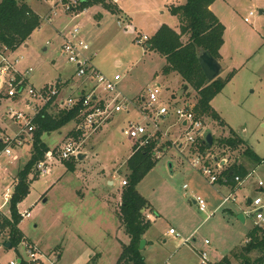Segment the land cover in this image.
I'll return each mask as SVG.
<instances>
[{"label":"rangeland","instance_id":"374dc122","mask_svg":"<svg viewBox=\"0 0 264 264\" xmlns=\"http://www.w3.org/2000/svg\"><path fill=\"white\" fill-rule=\"evenodd\" d=\"M185 1L146 0L136 9L129 0L126 5L129 10H133V20L140 28V37L143 34L150 36L157 27V22L178 33V20L170 14L169 7H176ZM27 4L40 15L42 23L28 41L11 53V58H18L21 62L19 70L32 68L33 72L28 79L30 85L37 89L43 85L55 84L58 79H62V82L70 79V87L75 83H84L85 89L90 90L95 83L75 75V67L62 54L63 41H54L51 35L50 29L55 26L60 28L65 38L74 24L82 28L74 14L70 15L58 9V13L49 22L45 18L49 8L44 3L41 5L37 0H27ZM211 11L225 28L219 75L225 78L235 70V76L211 101L213 110L220 115L223 127L207 117H202V121L205 132L213 129V136L222 138L223 134L233 131L245 147L224 151V147L217 142L216 147L214 145L200 151L216 157V161L224 159L229 167L235 163H245L241 156L245 148L253 150L259 158L264 157V0H215ZM249 12H253V15L248 18ZM245 18H248V23L243 21ZM138 33L122 34L120 30L115 36L116 41H113L115 49L107 42L106 35L98 38L94 36L95 33L90 35L96 44L92 47V52H95L92 65L106 79L113 78L114 74L122 77L124 94L120 93V98L129 101L126 110L113 115L101 130L86 132L82 138L76 140L78 149L85 158L78 160L75 157L68 161L73 163L74 172L68 171L62 162L53 163L49 160V174L38 175L35 179L32 175L29 176V193L17 206L18 214L26 211L30 213L28 218L21 220L19 231L55 264H115L122 244H128V236L121 228L115 209L119 208L121 202V193H118L122 188L120 182L126 180L129 174L125 163L136 142L128 136L130 124L145 126L147 122L149 133L161 132H158L160 143L159 147L156 143L153 156L157 158L156 153H159L155 167L136 187L137 192L145 200H149L160 215L155 217L154 214L151 217V224L142 235L141 241L147 243L140 250L145 264H199L198 257L202 251L207 252L211 264L219 263L221 258L212 255L209 252L211 249L218 250V253L223 254L222 257L231 250L236 256L247 244L248 234L255 226V217L246 216L251 210L246 199L253 200L259 196L264 202V193L259 194L257 189L258 181L264 182V165L260 164L261 167L256 165L258 168L253 175L235 191V205L225 204L209 220L206 219V214L198 211L193 204L195 197L206 201L209 213L218 206L220 197L228 194V189L222 186L223 190H218L219 185H210L191 167L189 162L193 152L185 144L184 129L178 124L174 113H168L163 120L156 119L154 127L153 119H144L136 104L130 102L141 90L146 98V89L154 84H159L161 89L154 109L162 106L169 109L171 105L174 108L185 104L195 105L198 95L177 74H161L164 61L154 53H147L143 60L137 61L144 47L136 41ZM130 40L136 42L129 43ZM115 60H120L121 66H116ZM155 75L159 77L155 78ZM185 86L186 90H183ZM96 93L101 98L108 99L101 89ZM109 95L114 96L112 92ZM8 109L33 116L35 108L27 107L25 98L14 102L5 98L1 92L0 138L3 139L5 136L13 138L19 129L9 119ZM75 126L76 124L69 123L57 132L43 134L41 141L50 152H55V147L62 144L64 135L73 131ZM33 136L23 135L21 147L14 146L13 142L9 145L13 156L17 157L15 161L9 163L6 158H0V207L3 205L2 196L6 189L10 188L13 194L14 187L11 185L31 158ZM67 139L68 136L63 142ZM179 145L182 146L181 149ZM53 156H56L55 153ZM246 167L251 169L248 164ZM111 181L114 184L109 186L108 182ZM109 202L113 204L112 207ZM147 209L142 212L144 218ZM9 210L8 202L2 211L6 214ZM241 213L245 215V223L237 217ZM169 228L175 231V235L166 234ZM196 228L195 235L185 242V238ZM4 233L7 234V231L0 235V244L6 236ZM205 240L210 245H204ZM1 247L0 245V264H8L10 260L17 259L16 252ZM259 256L261 254L255 252L251 254V259L255 260ZM232 261L240 264L236 257ZM45 264L48 262L45 261Z\"/></svg>","mask_w":264,"mask_h":264},{"label":"trees","instance_id":"16d2710c","mask_svg":"<svg viewBox=\"0 0 264 264\" xmlns=\"http://www.w3.org/2000/svg\"><path fill=\"white\" fill-rule=\"evenodd\" d=\"M67 1V0H63ZM78 9L89 8L93 4L105 2V0H78ZM215 0H186L184 4L171 6L170 14L177 18L179 23L178 33L163 24L158 31L148 39V50L157 53L165 58L166 64L162 67L161 74H177L188 84L198 95L194 111L197 115L210 118L221 124L217 112L212 110L211 101L221 93L224 87L235 76V70L228 73L225 78L220 76L210 83L207 82L202 74L198 63L197 55L201 51H207L211 57L219 61V50L224 39V26L218 21L211 7ZM40 19L25 4L24 0H1L0 2V50L6 48L14 52L21 44L28 41L31 35L40 27ZM82 95V93H81ZM80 106H75L73 110L65 111L55 109L51 102L45 104L37 112L33 119L35 130L31 143V158L19 171L13 185V194L9 200L10 220H3L0 223V235L7 231L2 241L10 242L11 248L17 247L24 239L18 229L22 222L17 213V206L29 193L30 179L39 175L35 170V165L40 162L50 150L41 141L43 134L57 132V130L69 123L78 124V110ZM54 109V111H51ZM76 127V126H75ZM232 133V131H230ZM68 138L78 140L84 136L82 131L74 129ZM237 138L219 140L218 144L227 149H237L242 143ZM133 144V153L130 155L125 165L129 171L125 180L126 186L122 187L119 208L115 209L117 218L123 232L129 238L128 245H122L120 256L115 264H145V259L139 250V243L142 235L148 230L151 222L143 217L142 212L149 207L148 200H145L136 190L139 182L147 173L155 167L157 158H154L156 142L151 141L146 146L139 149ZM200 149L203 151L208 148L205 143H201ZM3 144L0 142V150ZM242 160L253 165H264V157L259 158L249 148H245L241 153ZM68 171L74 172L75 167L72 162H62ZM231 172V174H229ZM34 174V175H33ZM248 171L243 163L234 164L226 173L229 180L235 176L245 179ZM247 244L240 249V253H233L231 256L223 257L219 263L215 264H234L232 259H239L240 264H263L264 262V229L254 226L249 232ZM259 252L261 256L251 259V254ZM96 258H93L95 260Z\"/></svg>","mask_w":264,"mask_h":264},{"label":"built area","instance_id":"2783aa9c","mask_svg":"<svg viewBox=\"0 0 264 264\" xmlns=\"http://www.w3.org/2000/svg\"><path fill=\"white\" fill-rule=\"evenodd\" d=\"M52 3L53 13L51 17L58 13V9H61L64 13L70 15L74 14L77 16L80 12H84L85 9L79 10L78 0H46ZM106 2L117 5L120 0H105ZM253 15V12H249L248 18ZM48 18V21L51 20ZM248 18L243 21L248 23ZM147 40V37L143 35L141 39L136 41L143 45V41ZM63 45L61 46V51L66 61L73 65L76 69L75 75L79 78H84L88 81H93L95 85L91 87L87 93H74L69 97L64 99L60 98L59 92V82L55 84H47L39 87L38 89L30 85L28 77L33 72L32 68L19 70L21 62L18 58H11V53L6 48L0 50V93L3 92L5 98L11 99L14 102L20 101L22 98L26 100V106L34 109V115L29 116L24 113L16 112L8 109L7 115L9 119L13 121L17 126H19L16 135L11 138L5 136L4 139L0 138V142L4 145L0 152V158L4 157L9 163H12L17 159L13 156V150L9 146L12 142L14 146L21 147L23 142V135H33L35 126L33 124V119L37 115V112L48 102L52 103V106L56 105L59 110L70 111L73 110L75 106H80L78 110V118L80 122L76 125V131H82L84 134L86 132L92 133L96 129L104 126L110 120V118L126 110L128 100H121V95L117 92L116 82L120 80L119 76H114L113 79H106L103 77L92 65V57L95 55L92 52L91 43L87 42L81 36V27L74 24L71 31L68 33V37L63 39ZM87 82V81H86ZM84 83H81L83 85ZM83 87V86H82ZM101 89L106 93L105 98H101L97 95V90ZM114 96H110V93ZM146 98H142L137 101V108L141 115L145 118L153 119V126L156 127V119L167 115L171 111L177 117L178 124L184 129L185 134V144L193 152V157L189 164L195 169L199 174H201L210 185L223 184L228 188V194L222 196L221 206L228 203H235L236 198L234 197L235 191L239 189L245 183L247 178H250L256 171V168L248 172L245 179H240V177L235 176L232 180H229L226 176L228 170H225L224 165H221L216 161V157L208 153L200 151V145L203 142V135L205 132V124H203L202 116H199L194 111L195 105L185 104L180 107H175L171 105V108L162 106L158 109H154V105L159 101V96L161 95V89L159 84H154L149 86L146 91ZM27 98L29 100H27ZM124 99V98H123ZM131 102V101H130ZM37 103L39 105H37ZM154 115V117H152ZM149 123L144 125L141 124H130L128 136L136 141L137 149L146 146L151 141H153L154 136L147 133L146 127ZM158 132V131H157ZM55 153V157L53 154ZM81 152L78 149L76 140L67 139L61 146L57 148L55 152H47L42 160L35 165L36 172L41 174H49L51 171V163L70 161L77 157ZM157 158L159 153H156ZM50 165V166H49ZM260 166V165H258ZM0 170H2L0 164ZM122 186H126L125 180L121 181ZM15 182L11 185L13 186ZM185 188V186H184ZM259 194L264 189V182L258 181ZM12 193L10 188L6 189L3 194V205L0 207V223L3 220H10V210L6 214L3 213L2 209L6 207L9 202ZM195 205L198 211L206 214L208 218L211 217L212 213H208L207 203L201 197L194 198ZM247 206L249 207V212L246 216H254V225L259 228L264 229V202L259 196L251 199H246ZM21 220L28 218L30 216L29 211L24 212V214H19ZM169 235H175L173 229L168 230ZM24 238V237H23ZM187 239L185 242H188ZM204 245H209V241L205 240ZM16 252L17 259L10 260L8 264H55V262L50 261L49 256L41 253L38 246L33 242H29L28 239L24 238L22 242L15 248H11ZM199 264H211L207 252L202 251L199 254Z\"/></svg>","mask_w":264,"mask_h":264},{"label":"crops","instance_id":"0c3cea01","mask_svg":"<svg viewBox=\"0 0 264 264\" xmlns=\"http://www.w3.org/2000/svg\"><path fill=\"white\" fill-rule=\"evenodd\" d=\"M123 1V2H122ZM128 1L129 0H120V2L117 4V5H112V4H110V3H108V2H103V3H99V4H93V5H91V6H89V8H87V9H85V11L84 12H80L77 16H75V19L77 20V22H79L80 23V25L82 26V28H81V36L87 41V42H89V43H91V45H92V47H93V45L95 44V42H93L92 41V37L90 36V35H92V33H95L94 34V36H97V38L98 37H101V36H103V35H106V38H107V42L109 43V45L111 46V47H113L114 49H115V47H114V45H113V41L116 39V35L120 32V30H121V33L122 34H125V32H128V33H131V32H139L140 31V28H138V25L137 24H135V22H134V20H133V10H129V6L128 5H126V4H128ZM131 1V4H133V6L137 9V8H139L138 6H140V5H142V1H146V0H130ZM24 2H25V4L29 7V9H31L32 10V12L35 14V15H38V17H39V19H40V25H41V23H42V19H41V17H40V15L37 13H35L34 12V10L32 9V8H30V6L27 4V0H24ZM37 2L38 3H40L41 5H43V3L45 4V6H47V8H49V10H48V12L45 14V18H46V20L48 21V18L49 17H51L50 15L53 13V8H52V3H50V2H47V1H44V2H41L40 0H37ZM122 2V4H120ZM141 7V6H140ZM170 8L171 7H169V10H170ZM53 9V10H52ZM211 9V8H210ZM92 11V13H90ZM170 12V11H169ZM74 19V20H75ZM53 20V17H51V20L49 21V22H51ZM105 20V21H104ZM107 24V25H106ZM157 27H155V29L152 31V34L150 35V36H147L146 34H143V35H145L146 37H147V40H145V41H143V45L142 44H140V45H142V46H144L143 47V53L141 52V55H140V58H138V62L139 61H141V60H143V58H144V56H146V54L147 53H154L155 55H157L159 58H162L163 59V61H164V65L166 64V61H165V58H163L162 56L160 57L157 53H155V52H153V51H150V50H148V44H147V42H148V39L149 38H151L157 31H158V29L161 27V25H163V24H161V23H159V22H157ZM39 25V26H40ZM41 27V26H40ZM39 27V28H40ZM38 28V29H39ZM51 30V35L54 37V41L55 40H62L63 41V39L65 38L64 36H62L63 35V33L61 32V30H60V28H58L57 26H55V27H52V29H50ZM143 35H141L140 37H139V33H138V37L136 38V40L137 39H141V37L143 36ZM30 39V38H29ZM28 39V40H29ZM116 41V40H115ZM114 41V42H115ZM136 41H134V40H130L129 41V43H135ZM96 45V44H95ZM95 53V52H94ZM219 57L222 59V57H221V49L219 50ZM93 58V57H92ZM92 60V59H91ZM114 64L116 65V66H121V61L120 60H115V62H114ZM163 65V66H164ZM162 66V67H163ZM96 68V67H95ZM97 69V68H96ZM97 71H99L98 69H97ZM161 71H162V69H161ZM171 74H174V73H171ZM170 75V74H169ZM114 76H118L117 74H114L113 75V78H114ZM156 77L155 78H158L159 76L158 75H155ZM67 78V77H66ZM113 78H111V79H113ZM69 80L70 79H64V82H62V79H58V82H59V88H60V92H59V96H60V98H62V99H64V98H66V97H69V96H71V95H74V93H82V94H85V93H87V90L85 89V87L83 86V87H81V84L79 85V83H75L72 87H70V82H69ZM122 77H120V80L118 81V82H116V89H117V92L120 94V93H122V94H124L123 93V86H121V84H122ZM142 91V90H141ZM141 91L139 92V93H136L133 97H132V103H135L136 104V107H137V101L138 100H141L142 98H143V94L141 93ZM111 95H109V97H110ZM214 100V99H213ZM212 100V101H213ZM211 105V104H210ZM55 106V108L56 109H59L56 105H54ZM211 108H212V110H213V107H212V105H211ZM215 111V110H214ZM215 112H217V111H215ZM171 113H173L172 111H171ZM218 113V112H217ZM219 115V114H218ZM166 116V115H165ZM164 115H163V117H161V119L163 120L164 119V117H165ZM219 117H220V115H219ZM112 119V117L110 118V120ZM110 120H109V122H110ZM211 121H213V120H211ZM221 121V120H220ZM108 122V123H109ZM215 123H218L217 121H214ZM222 122V121H221ZM107 123V124H108ZM213 123V122H212ZM214 123V124H215ZM146 124H148L147 122H146ZM220 126L219 127H223V122L221 123V124H219ZM148 127V126H147ZM147 127H146V129H147ZM101 128L102 127H100V128H98V129H96L94 132H96V131H99V130H101ZM206 128H208V127H206ZM208 130H209V128H208ZM158 132H160V131H158ZM158 132H156L155 134H151V133H149V131H148V129H147V133L148 134H150V135H152V136H154V140H155V142L158 144H156L157 145V147H159V133ZM210 133H211V136H212V147L214 146V147H216L217 145V142H219V140H222V139H229V138H237V139H239L238 137H236L235 136V134L233 133V131H232V133L230 132L229 134H226V135H224L223 134V136H222V138H218V137H214L213 136V129H211L210 131H209ZM161 133V132H160ZM204 133H206V132H204ZM234 134V135H233ZM67 133L64 135V137H63V139H62V144L64 143L63 141L65 140V138L67 137ZM240 140V139H239ZM214 141H215V143H214ZM242 144H243V142L242 141H240ZM61 144V145H62ZM135 145L137 144L136 142L134 143ZM240 145L239 147H245L244 145ZM61 145H57V147H55V148H58L59 146H61ZM211 147V148H212ZM182 148V146H180L179 145V149H181ZM227 148H224L223 150L224 151H227L226 150ZM50 150V149H49ZM133 153V150L131 151V154ZM81 154V153H80ZM130 154V155H131ZM130 157V156H129ZM128 157V158H129ZM84 158H85V156H84ZM128 160V159H127ZM221 165H224V167H225V170L227 171H229L230 169H231V167L232 166H227L228 164L226 163V161L224 160V159H221V160H219L218 161ZM246 164H248V165H250L251 166V169H249L248 167H246ZM243 165L246 167V169H247V171L249 172V171H251V170H253V168H258L257 166H255V165H251V164H249V163H243ZM228 167V168H227ZM259 167H261V166H259ZM229 174H231V172L229 173ZM114 179V176H112V180ZM121 183V182H120ZM108 184H109V186H111V185H113L114 183L111 181V182H108ZM219 186H220V188L218 189V190H220V191H222L223 189V187H225V188H227L225 185H223V184H218ZM121 186H122V183H121ZM214 186V185H213ZM216 186V185H215ZM223 186V187H222ZM123 187V186H122ZM242 187V186H241ZM240 187V188H241ZM185 188H186V186H185ZM239 188V189H240ZM228 189V188H227ZM258 189V188H257ZM120 191V192H119ZM118 191V193H121V191H122V188H120V190ZM219 191V192H220ZM258 191H259V189H258ZM117 193V194H118ZM260 193H264V189L262 190V192H260ZM221 196V195H220ZM219 196V197H220ZM221 198V201H222V196L220 197ZM119 200H120V197H119ZM221 201H220V203L218 204V206L217 207H215L214 208V210H213V212H209V213H212V215H211V217H213V215L216 213V212H218V210H220L221 208H223L225 205H223V206H221ZM148 202H149V207H148V209H147V214L145 215L146 217L145 218H147V220H149L150 222H151V220L153 219V218H151L154 214H155V217L156 216H160L159 214H157V212L154 210V207H153V205L151 204V202L148 200ZM193 204L195 205V202H194V200H193ZM228 204H234L235 205V203H228ZM247 204V203H246ZM109 205L112 207L113 206V204H111V202H109ZM208 207V206H207ZM237 217H238V219L242 222V223H245V221H246V219H245V215H243L242 213L241 214H238L237 215ZM206 219H208L209 220V218H207L206 217ZM205 219V221H207ZM199 228V227H198ZM169 229H172V228H169ZM168 229V230H169ZM168 230H167V233L166 234H168ZM196 230H197V228L193 231V233L191 234L190 233V235H189V237H187V238H185V239H188V238H191V237H193L195 234V232H196ZM23 236V235H22ZM25 238V237H24ZM26 239H28V238H26ZM129 239V238H128ZM195 240V239H194ZM5 244V242L4 241H2L1 242V248H3V249H5L4 247H3V245ZM128 244H129V242H128ZM127 244V245H128ZM122 245H125V244H122ZM147 245V243H145V246ZM209 245H210V243H209ZM6 250V249H5ZM209 252H211V254L212 255H214L215 257H220L221 259L223 258L222 256H223V254H220V253H218V250H216V249H211ZM233 251L231 250L230 251V253L228 254V255H225V256H230L231 255V253H232ZM224 256V257H225ZM94 258H96V257H94Z\"/></svg>","mask_w":264,"mask_h":264},{"label":"water","instance_id":"95a60500","mask_svg":"<svg viewBox=\"0 0 264 264\" xmlns=\"http://www.w3.org/2000/svg\"><path fill=\"white\" fill-rule=\"evenodd\" d=\"M198 63L200 66V69L202 71V74L205 76L208 83L215 81L216 78H218L221 73V66L217 59L211 57V55L207 51H201L198 55ZM183 90H186V86L183 88ZM203 143L208 146V148L212 147V136L210 132H206L203 135ZM84 156L82 154H79L77 156L78 160H81ZM46 200L44 199L43 202ZM3 247L7 250L11 247L10 242H7L3 245ZM145 247V242L140 241L139 243V250H142ZM264 264V262H263Z\"/></svg>","mask_w":264,"mask_h":264}]
</instances>
